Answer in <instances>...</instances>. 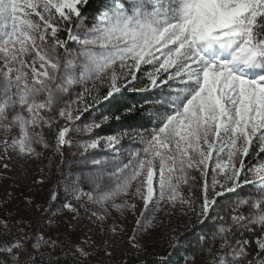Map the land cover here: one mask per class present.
Wrapping results in <instances>:
<instances>
[{"label":"snow or ice","instance_id":"snow-or-ice-1","mask_svg":"<svg viewBox=\"0 0 264 264\" xmlns=\"http://www.w3.org/2000/svg\"><path fill=\"white\" fill-rule=\"evenodd\" d=\"M89 7L0 0V264H264V0Z\"/></svg>","mask_w":264,"mask_h":264},{"label":"rangeland","instance_id":"rangeland-1","mask_svg":"<svg viewBox=\"0 0 264 264\" xmlns=\"http://www.w3.org/2000/svg\"><path fill=\"white\" fill-rule=\"evenodd\" d=\"M53 134H47V138L50 140L53 138ZM2 138V136H0ZM49 158H52L54 160L55 164L59 163V159L53 156V153L51 151L47 152V155L43 158V164H36L33 165L30 170V177L25 183L28 185V188L25 189L26 194L31 191L32 193L41 192L43 191L42 198L37 200V203H43V199L47 197V189L41 190L39 186L32 187V180L38 178L39 176V169L40 167H43L49 163ZM264 159V156L261 157ZM54 170V169H53ZM89 209L92 207V205L88 206ZM90 212L85 211L84 209H81V219L79 223L77 224V230L73 234L74 240H83L85 235L91 237V240L96 241L97 244L101 241L102 237L100 235V229L98 225H94L89 220ZM209 224H212V221L208 222ZM106 227L110 226L109 224L105 225ZM128 228V234L131 235V229L134 227V223L132 222L131 218H129V222L126 225ZM82 229V230H81ZM183 231V229H181ZM164 229H160L158 231L153 232L151 235L147 237L146 243H147V251L145 253V258H150L153 260L156 255L155 253H160L167 248H169V244L171 243L170 237L163 235ZM195 243V240L191 241ZM87 248V244L84 245ZM218 247V243H217ZM175 257L169 259L170 264H181V253L180 252H174ZM158 258H161L160 256ZM135 264V261L134 263Z\"/></svg>","mask_w":264,"mask_h":264},{"label":"trees","instance_id":"trees-1","mask_svg":"<svg viewBox=\"0 0 264 264\" xmlns=\"http://www.w3.org/2000/svg\"><path fill=\"white\" fill-rule=\"evenodd\" d=\"M101 2V0H90V3H91V7H89L87 9V14L88 15H91L93 13V10L99 5V3ZM130 123L132 124H137L139 123L138 119L137 120H134V121H130ZM252 162H255V160H253ZM199 233L197 232H193L192 234L190 235H187L183 241L184 244H187L189 241H193L195 240V237L198 235ZM169 252H172V249L170 248H167L166 250L160 253H155L156 257L151 260L150 258H146V261H147V264H155V261L159 260L160 258H158L159 256L160 257H167L168 259H171L173 257H175L174 255V252L172 253L171 256H169ZM134 263V262H133Z\"/></svg>","mask_w":264,"mask_h":264}]
</instances>
